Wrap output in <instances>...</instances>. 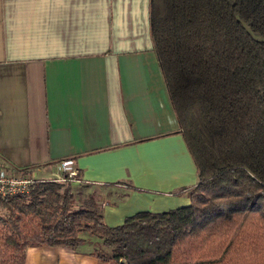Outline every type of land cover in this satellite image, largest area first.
I'll return each mask as SVG.
<instances>
[{"label":"crops","instance_id":"obj_1","mask_svg":"<svg viewBox=\"0 0 264 264\" xmlns=\"http://www.w3.org/2000/svg\"><path fill=\"white\" fill-rule=\"evenodd\" d=\"M179 131L150 0H0L1 162L54 170L73 159L80 206L117 226L191 203L198 172ZM85 238L77 251L30 247L26 264H41L43 248L57 264H98Z\"/></svg>","mask_w":264,"mask_h":264},{"label":"trees","instance_id":"obj_2","mask_svg":"<svg viewBox=\"0 0 264 264\" xmlns=\"http://www.w3.org/2000/svg\"><path fill=\"white\" fill-rule=\"evenodd\" d=\"M154 49L198 172L191 203L109 226L69 183L0 198V264L30 247L98 264H264V0H150Z\"/></svg>","mask_w":264,"mask_h":264},{"label":"built area","instance_id":"obj_3","mask_svg":"<svg viewBox=\"0 0 264 264\" xmlns=\"http://www.w3.org/2000/svg\"><path fill=\"white\" fill-rule=\"evenodd\" d=\"M41 181L78 182L79 174L74 160H60L54 170H46L43 167L34 170L21 169L0 161V198L26 194Z\"/></svg>","mask_w":264,"mask_h":264},{"label":"rangeland","instance_id":"obj_4","mask_svg":"<svg viewBox=\"0 0 264 264\" xmlns=\"http://www.w3.org/2000/svg\"><path fill=\"white\" fill-rule=\"evenodd\" d=\"M46 178H50V177L46 176ZM68 184H69L68 182L65 183V185H68ZM70 184L72 186V192L75 195L73 207L78 208L81 205L79 202H81V203L84 202L83 194H86L87 191L84 190L85 186L81 185L79 182H75V183L73 182ZM85 236H88V235H85ZM33 253H34V251H30L31 258H33L35 256V255H33ZM39 254L41 256H43V257H41L43 260V262L41 264H57V262H58L55 255L53 253L49 252V249L43 248L39 251Z\"/></svg>","mask_w":264,"mask_h":264}]
</instances>
